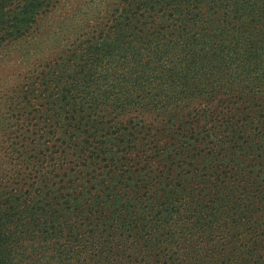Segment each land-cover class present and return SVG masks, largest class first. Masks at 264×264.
Instances as JSON below:
<instances>
[{
  "label": "trees",
  "instance_id": "1",
  "mask_svg": "<svg viewBox=\"0 0 264 264\" xmlns=\"http://www.w3.org/2000/svg\"><path fill=\"white\" fill-rule=\"evenodd\" d=\"M25 1L6 37L31 25L39 2ZM94 28L69 80L111 66L101 100L116 114L82 131L90 117L72 112L65 139L0 188V264H264V240L228 230L264 207V0H117Z\"/></svg>",
  "mask_w": 264,
  "mask_h": 264
},
{
  "label": "rangeland",
  "instance_id": "2",
  "mask_svg": "<svg viewBox=\"0 0 264 264\" xmlns=\"http://www.w3.org/2000/svg\"><path fill=\"white\" fill-rule=\"evenodd\" d=\"M38 2V10L25 34L13 39L6 36L14 32L18 14L23 12L26 1L0 0V37H3L0 41V188L9 187L15 175L24 168H31L36 163V155L44 147H55L59 138L65 139L57 125L69 122L72 112L90 117L89 125L83 127L82 131L93 126L91 120L95 116H104L107 112L116 114L110 102L101 100L105 91L103 84L113 78L111 66L97 62L94 63V69L85 68L79 80H69L72 76L69 72L72 68L69 60L74 56L75 47L86 46L93 36H97L98 29L94 28L97 24L103 25L115 15L117 0ZM88 70L93 74L88 73ZM106 76L107 79H104ZM59 91L63 92L62 101L54 103L51 95ZM135 115L123 117L124 122ZM154 120L156 119L149 115H145L143 119L144 122L151 121L150 123ZM132 121L134 124L137 122ZM251 128L255 130L256 139L259 133L255 127ZM106 133L114 134L115 129ZM133 133L130 130L127 134L132 137ZM71 134L76 139L68 146L77 144L79 148L81 142L78 143L77 137L81 135L78 132ZM83 136L86 137L87 134ZM164 144L166 142L160 141L157 146ZM49 150L52 152L51 148ZM61 150L58 155L65 156L68 160L75 151ZM260 153L264 154V142L260 144ZM55 155H49L48 161L53 162ZM178 161L187 164L191 160L184 157L176 160ZM247 162L245 165L250 166V159ZM150 166L155 168L154 165ZM198 168L202 170V166ZM67 170L73 172L77 168L68 166ZM254 175L264 179V164L254 168ZM191 183L193 185L190 186V192L196 190L197 185L194 181ZM253 206L257 209V204ZM235 220L237 225L229 226L228 230L239 237L240 243L251 245L254 241L264 240V207ZM212 223L213 221L208 232L213 233L220 228L213 227L215 224ZM220 242L223 243V240Z\"/></svg>",
  "mask_w": 264,
  "mask_h": 264
}]
</instances>
